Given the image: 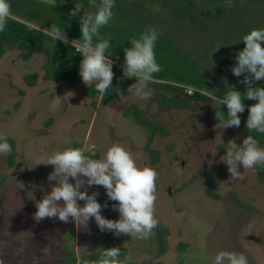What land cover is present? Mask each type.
I'll list each match as a JSON object with an SVG mask.
<instances>
[{
  "label": "rangeland",
  "instance_id": "rangeland-1",
  "mask_svg": "<svg viewBox=\"0 0 264 264\" xmlns=\"http://www.w3.org/2000/svg\"><path fill=\"white\" fill-rule=\"evenodd\" d=\"M263 1L243 0L247 10H222L214 21L204 22L206 25L199 11L195 21L189 15L172 16L170 10H159L158 6L149 15L156 19L158 32L167 34L197 66L213 76L219 73L221 61L235 65L237 52L245 47L241 41L245 34L264 28ZM28 25L49 32L40 25ZM22 55V51L6 47L0 57V136L13 144L11 165L7 154H0V259L4 264H63L69 256L79 259L103 247L94 218L89 222L90 230L78 231L71 218L68 223L58 218L37 223L33 214L36 200L52 186L48 175L54 166L41 162L74 144L98 159L113 143L122 144L138 164L150 165L158 173L155 215L165 244L160 246L156 230L147 240L109 232L114 246L126 251L127 261L213 264L219 251L229 250L244 253L249 264H264V179L255 167H241L242 179L230 178L228 166L220 157L230 140L242 145L246 136L219 124L216 109L222 105L214 108L209 99L191 101L192 110L164 106L158 95L171 94L154 81L147 97L128 93L103 104L101 93H87L90 86L81 76L73 86L64 79L47 80L45 56L39 51L27 58ZM32 73L36 79L30 85L25 76ZM122 77L116 79L130 85L136 82V78ZM225 77L240 78L232 71ZM57 100L59 106L52 110L50 106ZM133 105L166 129L165 135H154L151 152L145 150V130L124 115ZM240 116L244 120L242 113ZM154 154L158 156L155 164ZM210 178L215 182L211 190L216 197L206 192ZM93 191L99 193L98 201L108 198L102 186L88 188L89 193ZM109 213L111 219L119 218L113 207Z\"/></svg>",
  "mask_w": 264,
  "mask_h": 264
},
{
  "label": "clouds",
  "instance_id": "clouds-1",
  "mask_svg": "<svg viewBox=\"0 0 264 264\" xmlns=\"http://www.w3.org/2000/svg\"><path fill=\"white\" fill-rule=\"evenodd\" d=\"M95 9L94 13H86L80 17L81 43L68 39L64 29L53 24L47 33L57 43L58 40L68 44L71 41L76 52L83 59L79 66V75L87 86H95L101 94L113 86V60L107 50L110 41L101 37L100 30L113 18L115 0H88ZM227 6H233V0H227ZM84 5L76 3L69 13L71 18L80 14ZM11 16L10 0H0V32L5 31L7 20ZM95 38V42H94ZM159 32L155 27L146 29L138 38L130 40L131 46L125 47V63L122 78H136L129 85L127 92L140 97H147L149 85L154 74L161 71L155 55V42ZM245 47L236 54V63L232 73L243 80L246 91L241 92L224 78L226 91L217 99L210 97L213 107L216 104L227 106V117L216 112L219 124L223 128L239 127L240 114L245 111V99L256 101L247 106L248 116L246 128L248 135L242 145L231 141L226 153L220 160L228 166L230 178L242 179L240 168L251 169L257 165L264 167V146H261L251 133H264V87L258 82L264 80V28H253L242 37ZM59 101L50 106L55 110ZM12 145L6 136H0V154H11ZM45 165H53L48 181L51 191L42 199L36 200L37 211L33 214L37 223L46 218H58L64 223L74 220L77 230H90L89 222L95 219L99 229L112 232L116 236L130 235L131 239L147 240L159 225L155 215L157 199V170L150 165L137 163L132 153L122 144L109 145L104 155L94 159L85 155V149L68 146L53 152ZM40 164V163H39ZM74 181V182H73ZM87 185V187H85ZM93 185L106 189L109 200L114 201L113 210L119 212L118 219H108L102 215V205L97 197L99 193L88 192ZM78 201H84L81 205ZM96 258H81L78 264H127L122 258L119 246L101 248ZM0 264H4L0 259ZM213 264H249L247 256L242 252L221 250L213 260Z\"/></svg>",
  "mask_w": 264,
  "mask_h": 264
},
{
  "label": "trees",
  "instance_id": "trees-1",
  "mask_svg": "<svg viewBox=\"0 0 264 264\" xmlns=\"http://www.w3.org/2000/svg\"><path fill=\"white\" fill-rule=\"evenodd\" d=\"M243 0H233V6H227V0H115L113 8V18L109 23L101 28V37L107 38L110 41V48L107 50L109 58L113 60V86L105 93L101 94V102L106 104L112 100H119L129 92L127 89L129 83L126 81H118L116 78L123 76V66L125 63V47H130V40L138 38L146 29L155 27L160 31L157 26L156 19L150 17V10L158 6L159 10H170L172 16L183 17L188 16L189 19L195 21L202 12V21H214V17L221 14L222 10H247L242 2ZM253 2V0H246ZM262 0H260L261 2ZM264 2V1H263ZM76 3L84 5L80 14L74 18L69 16L71 10L75 7ZM195 3V4H194ZM262 3V2H261ZM11 16L7 20L6 29L0 32V57L4 49L15 48L23 52L22 57L27 58L33 51L41 52L46 59L44 66V78L51 81H58L64 79L69 86L77 84L80 80L79 66L83 59L82 55L75 51V48L69 42L65 44L63 41L58 40L57 43L53 41L52 37L47 33L48 31L31 27L29 23L40 25L43 28L51 30V26L55 24L67 33L68 39L74 40V43H81V25L80 17L86 13H94L95 9L92 8L88 0H53L51 3H43L40 0H10ZM133 10H142L135 13ZM184 11L183 14L180 13ZM157 15V14H156ZM215 15V16H214ZM205 24V23H204ZM206 25V24H205ZM162 30V29H161ZM95 42V38H94ZM177 44L170 40L163 31L159 32V38L155 42V55L157 63L161 67L159 73L154 74L153 81L155 85L160 86L171 95L165 97L158 95L160 103L164 106H173L178 108H186L192 110L191 101L197 102L199 100H209V96H216L220 99L225 91L226 85L224 78L226 73L231 72L229 61H221V68L218 74L208 75L201 67L188 56V54L176 46ZM210 55V54H208ZM207 55V56H208ZM120 64V65H117ZM36 79V74H27L25 80L28 84L32 85ZM243 80V75L236 80H228V83L234 85L237 90L246 91V85L240 83ZM259 86L264 87V80L258 82ZM191 92L187 94V90ZM87 93L89 95L99 94L95 90V86H91ZM221 96V97H220ZM256 101L245 99V111L242 113L244 120H241L238 129L242 134L247 136L248 130L246 128V121L248 116L247 106L255 103ZM221 113L227 117L226 105H222L216 109V112ZM126 117L142 127L146 132L147 142L145 150L150 151V144L154 135H165L166 129L158 122L150 119L145 113L139 110L136 106H131L124 111ZM251 135L264 146V133L253 132ZM12 145L13 144L9 142ZM73 147H80L74 144ZM12 155L7 154L8 164H12ZM97 159V155H90ZM158 161V156H152V162L155 164ZM257 173L260 178L264 179V167L257 165ZM211 179V178H210ZM210 186L207 193L216 197L217 195L211 190L215 186L214 180H210ZM99 202L106 207H102V215L111 219L109 210L113 207L114 201L109 198L103 197ZM157 238L160 241V246L164 243L162 238L163 229L158 226L156 229ZM100 237L104 243L102 248L113 247L114 243L108 231L100 230ZM163 249L159 247V250ZM183 249V247L181 248ZM102 249L96 252L82 254L81 258H96ZM122 258H124L126 251L121 250ZM79 259L75 256L65 258L63 264H78ZM127 264H147L145 262L127 261Z\"/></svg>",
  "mask_w": 264,
  "mask_h": 264
},
{
  "label": "built area",
  "instance_id": "built-area-1",
  "mask_svg": "<svg viewBox=\"0 0 264 264\" xmlns=\"http://www.w3.org/2000/svg\"><path fill=\"white\" fill-rule=\"evenodd\" d=\"M69 42L71 43V41H69ZM75 51H76V50H75ZM190 92H191V90H190V89H188V90H187V93L189 94Z\"/></svg>",
  "mask_w": 264,
  "mask_h": 264
}]
</instances>
